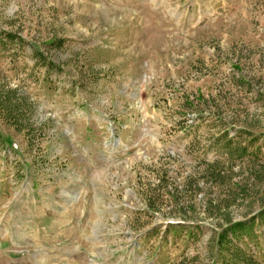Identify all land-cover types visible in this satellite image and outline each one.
I'll return each mask as SVG.
<instances>
[{"label":"rangeland","instance_id":"374dc122","mask_svg":"<svg viewBox=\"0 0 264 264\" xmlns=\"http://www.w3.org/2000/svg\"><path fill=\"white\" fill-rule=\"evenodd\" d=\"M0 264H264V0H0Z\"/></svg>","mask_w":264,"mask_h":264},{"label":"trees","instance_id":"16d2710c","mask_svg":"<svg viewBox=\"0 0 264 264\" xmlns=\"http://www.w3.org/2000/svg\"><path fill=\"white\" fill-rule=\"evenodd\" d=\"M226 219H227V218H226ZM227 220H228V219H227ZM227 223H229L228 226H229L231 229H236L238 226L241 225V223H237V222L232 223L231 221H228ZM171 226H174V225H171ZM218 235L222 236L220 233H218Z\"/></svg>","mask_w":264,"mask_h":264}]
</instances>
